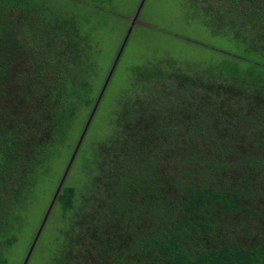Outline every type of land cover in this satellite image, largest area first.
I'll list each match as a JSON object with an SVG mask.
<instances>
[{
    "label": "trees",
    "instance_id": "obj_1",
    "mask_svg": "<svg viewBox=\"0 0 264 264\" xmlns=\"http://www.w3.org/2000/svg\"><path fill=\"white\" fill-rule=\"evenodd\" d=\"M191 1L231 51L156 53L120 84L129 34L86 135L106 113L105 128L81 140L26 264H264V0ZM115 3L0 0V264H22L95 105L119 47L104 58L113 27L89 13Z\"/></svg>",
    "mask_w": 264,
    "mask_h": 264
},
{
    "label": "rangeland",
    "instance_id": "obj_2",
    "mask_svg": "<svg viewBox=\"0 0 264 264\" xmlns=\"http://www.w3.org/2000/svg\"><path fill=\"white\" fill-rule=\"evenodd\" d=\"M141 2L142 4L138 15L136 18H134L135 13L137 12V8ZM186 2L191 3L192 1L114 0L116 7L111 8L113 14H98L97 11L95 13H89L90 19L95 21L97 20V22H100L99 20H101V23L98 24V27H113L111 32L110 28L108 29V32H110V36L108 39L106 37L104 39L99 38L100 44L103 45V56L105 59L108 60L114 57V54L117 52L116 49L120 47L119 45L122 43L128 27H132L130 32L132 34L128 38L129 40L127 41L124 51L119 59V68L121 69L119 75L120 84L122 83V79L125 78L128 68L132 64L145 60L155 55L156 53L158 54V56H164L165 54H169L172 55L173 58L178 59H181L179 56L184 57V55H188V58L190 57L193 60L202 58L208 61L214 58L215 53L223 54L229 53L231 51H229V48H227L228 43H225L223 40L220 41L219 36L215 35L212 31L208 30L206 27H209V25H205L201 20H199L198 13H196L195 8L189 7ZM190 14L192 15V17L190 16ZM186 16H189L191 18L187 20ZM116 87L119 88V85L117 84ZM112 92H114V90H112ZM110 105V102L107 103L106 105H104V107H102L101 110L107 111ZM91 111L92 110L90 109L88 115L86 112H84L86 114L82 113L83 118H85L84 125L87 122ZM105 117L106 113L103 115V118H98V125L96 126V128H94L93 132H88L86 135V129L82 137V139H85L86 137V144L96 139V137L100 134V131L105 128ZM84 125L82 127V130L84 128ZM73 151L74 148L71 153H73ZM71 155L72 154L69 155L66 164L63 166V169H61L63 171L62 173H60V176H62ZM77 158L78 157L76 150L71 165L75 163ZM60 171L58 170V174ZM67 176L64 179V184L68 181ZM47 187L51 188V184H48ZM47 195L39 200L38 209L34 211L31 215L32 221L29 222L32 223L28 224L27 236L30 235L31 231H33V228H35L36 223L40 218L39 215L41 214L45 205V211L49 207V204L52 199V197H50V199L47 200L50 196L49 190L47 192ZM58 213L59 211L55 206V203L52 204L47 215V218L50 222V225L47 228V230L50 232L49 235L53 234L51 232L54 231ZM39 226L40 224L37 226V230ZM22 247L23 246L17 248L16 251L18 254L22 253ZM41 260L42 259H38L35 264H42Z\"/></svg>",
    "mask_w": 264,
    "mask_h": 264
},
{
    "label": "water",
    "instance_id": "obj_3",
    "mask_svg": "<svg viewBox=\"0 0 264 264\" xmlns=\"http://www.w3.org/2000/svg\"><path fill=\"white\" fill-rule=\"evenodd\" d=\"M141 4H142V2L140 3V5H139L138 8H137V12L135 13L134 18L137 17L138 12H139L140 7H141ZM131 28H132V27L129 26L128 29H127V32H126V34H125V36H124V39H123V41H122V43H121V45H120V47H119V50H118V52H117V54H116V57H115V59H114V61H113V63H112V66H111L110 70H109V73H108V75H107V77H106V79H105V81H104V84H103L101 90H100V93H99L98 98H97V100H96V102H95V105H94V107H93V109H92V111H91V113H90V115H89V118H88L87 122H86L85 125H84V128H83V130H82V132H81V134H80V137H79V139H78V141H77V143H76L75 149H74V151H73V153H72V155H71V157H70V159H69V161H68V164H67V166H66V168H65V170H64V172H63V174H62V176H61V178H60V181H59V183H58V185H57V188H56V190H55V192H54V195H53V197H52V199H51V202H50V204H49V207L47 208V210H46V212H45V214H44V217H43V219H42V221H41V223H40V226H39V228H38V230H37V232H36V234H35V236H34V238H33V240H32V243H31V245H30V247H29V249H28V251H27V253H26V256H25V258H24L22 264H26V263H27V260H28V258H29V256H30L31 251H32V249H33V247H34V245H35V243H36L37 238H38V235H39V233H40V231H41V229H42V227H43V224H44V222H45V220H46V218H47V215H48V213H49V209L51 208L52 204L54 203V201H55V199H56V196H57V194H58V192H59V190H60V188H61V186H62V183H63V181H64V179H65L66 173H67V171H68V169H69V167H70V164H71V162H72V160H73V157H74V155H75V153H76V150H77V148H78V146H79V144H80V142H81V140H82V137H83V135H84V133H85V131H86V129H87V126H88V124H89V122H90V119H91V117H92V115H93V113H94V111H95V109H96L97 103H98V101H99V99H100V97H101V95H102V92H103V90H104V88H105V86H106V84H107V82H108V80H109V78H110L112 72H113V69H114V67H115V65H116V62H117V60H118V58H119L121 52H122V49H123V47H124V44H125V42H126L128 36H129V34H130V32H131Z\"/></svg>",
    "mask_w": 264,
    "mask_h": 264
}]
</instances>
